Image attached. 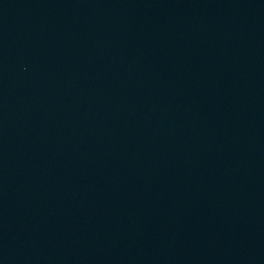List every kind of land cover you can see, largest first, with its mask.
Here are the masks:
<instances>
[{
	"label": "water",
	"instance_id": "1",
	"mask_svg": "<svg viewBox=\"0 0 264 264\" xmlns=\"http://www.w3.org/2000/svg\"><path fill=\"white\" fill-rule=\"evenodd\" d=\"M0 264H264V0H0Z\"/></svg>",
	"mask_w": 264,
	"mask_h": 264
}]
</instances>
